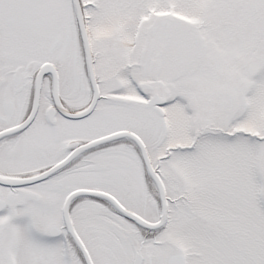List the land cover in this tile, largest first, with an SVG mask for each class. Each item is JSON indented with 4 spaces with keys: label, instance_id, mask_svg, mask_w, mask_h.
Here are the masks:
<instances>
[{
    "label": "snow or ice",
    "instance_id": "snow-or-ice-1",
    "mask_svg": "<svg viewBox=\"0 0 264 264\" xmlns=\"http://www.w3.org/2000/svg\"><path fill=\"white\" fill-rule=\"evenodd\" d=\"M0 264H264V0H0Z\"/></svg>",
    "mask_w": 264,
    "mask_h": 264
}]
</instances>
